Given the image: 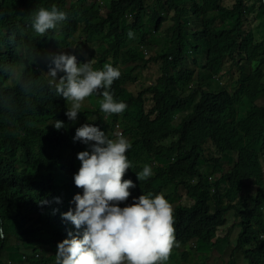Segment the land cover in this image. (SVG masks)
Here are the masks:
<instances>
[{
    "label": "trees",
    "instance_id": "trees-1",
    "mask_svg": "<svg viewBox=\"0 0 264 264\" xmlns=\"http://www.w3.org/2000/svg\"><path fill=\"white\" fill-rule=\"evenodd\" d=\"M52 6L67 19L39 35L32 18ZM248 15L264 27V0H0V264H56L58 243L82 233L62 218L74 210L73 197L83 194L73 177L86 145L73 137L84 124L101 130L115 122L130 143L123 179L135 185L120 207L140 195L169 201L167 188L183 185L193 202L174 204L178 244H215L232 212L241 230L229 264H264V40L255 39ZM61 35L64 43H56ZM162 35L166 42L155 50ZM107 37L114 39L110 46ZM87 45L97 52L94 70L105 64L120 70L109 91L127 108L106 114L102 95L94 93L92 108L69 121L68 100L49 83L51 57ZM188 59L197 70L188 68ZM226 61L227 74L237 70L232 88L220 83ZM149 62L159 65L161 79L133 92L127 84ZM178 107L184 112L176 119ZM57 120L64 127L56 129ZM224 162L232 163L223 169ZM145 165L153 174L138 180ZM217 169L219 178L209 181L207 174Z\"/></svg>",
    "mask_w": 264,
    "mask_h": 264
},
{
    "label": "clouds",
    "instance_id": "clouds-1",
    "mask_svg": "<svg viewBox=\"0 0 264 264\" xmlns=\"http://www.w3.org/2000/svg\"><path fill=\"white\" fill-rule=\"evenodd\" d=\"M66 19L67 14L56 6L50 10L41 7L35 12L31 27L37 34L44 35ZM128 36L132 38L133 33L130 31ZM59 73L63 75L57 79ZM48 74L55 92L68 100L70 108L65 114L69 121L78 119L82 103L94 93L102 95L100 109L106 114H119L127 108L124 102L115 101L109 91L113 81L121 75L111 64L94 70L91 60L78 63L75 55L60 53L51 57ZM54 127L61 129L63 122L57 120ZM101 130L84 124L75 131L73 140L86 145L85 151L77 153L81 163L73 177L75 186L81 188L83 194L73 197L74 210L69 209L62 218L70 221L76 230H83L79 235L69 233L71 238L58 243L56 264H165L172 249H176L175 244L180 245L175 237L172 201L162 194L154 198L140 195L130 205L120 207L119 204L130 197L129 189L135 187L132 180L123 179L130 169L126 156L130 143L118 122ZM152 174L151 167L145 165L136 176L143 180ZM208 178L212 180V176ZM195 181L190 179L191 183ZM55 200L60 202L59 198ZM260 237L264 238V233Z\"/></svg>",
    "mask_w": 264,
    "mask_h": 264
},
{
    "label": "rangeland",
    "instance_id": "rangeland-1",
    "mask_svg": "<svg viewBox=\"0 0 264 264\" xmlns=\"http://www.w3.org/2000/svg\"><path fill=\"white\" fill-rule=\"evenodd\" d=\"M68 1H72V0H68ZM105 5H107L109 3L110 0H102ZM154 0H148L149 3H152ZM233 2V0H222V3L225 5H230ZM92 2H89L88 4H91ZM249 20V24L251 25L253 31H254V37L256 40H264V27L262 25H260V22L258 21V19L253 18L251 15L247 16ZM149 24L147 22V20H145V25ZM75 38L77 39V42L80 39V35L77 33L75 35ZM66 38L61 35V36H57L54 38V41L56 43L59 44H63L64 40ZM114 41L113 37H107L105 38V44L110 46V44ZM165 38L164 36H160L159 40H154V48L155 50L160 49L161 47L164 46L165 44ZM68 54H73L76 56L77 58V62L78 63H86L88 61H92V67H93V63L96 61V56H97V52L95 51V47L94 46H90L87 45V47L82 46L81 49L79 48V51L75 53V49L74 47H70L69 49H66ZM149 52L145 51V56L148 57L149 56ZM189 60V59H188ZM202 60V59H201ZM200 59H198L199 62H202ZM228 62L226 61L224 63L223 66V71H222V77L220 78V83L223 86H227L229 88L233 87V79L236 76L237 70L235 69V67H231V71L233 73L232 74H227V70H228ZM187 64L188 68H193L195 70H197L198 66L195 65L193 63L192 60H189ZM263 71H264V65L262 66ZM225 72V73H224ZM136 81L134 83L131 84H127V87L132 90L133 92L138 91L139 89H141V87H144L145 85L151 83V82H155L157 80L161 79V73H160V69H159V65L157 63L154 62H149L145 67H143L142 69H139L136 71ZM214 83H211V86H213ZM199 93H195V98H198ZM90 100L87 98L85 99V101L82 103V107L81 110H84L86 107L91 109V103L89 102ZM70 102V101H69ZM151 102L147 101L145 103V108H149ZM70 106H71V102H70ZM183 109L182 107H178L177 109H175V116L176 119H178V116L183 114ZM258 146V144H257ZM257 146H255L254 148L257 149ZM264 150V148H263ZM261 160H262V167H263V171H264V154L263 156H261ZM232 162H224L222 164V168H227L229 166V164H231ZM207 165L204 163L200 164V169L201 171H204V169H206ZM220 172L219 170H215L212 174L208 173L207 177H211L212 176V180L218 179L220 176ZM206 177V178H207ZM209 179V178H208ZM263 180H264V174H263ZM223 188L225 187L224 185H222ZM245 189L249 190V192H254L256 189V186L253 184H250L249 182L245 183ZM169 192L172 193L173 197L171 199L172 201V206L174 207L175 202H180L186 205H190L193 201L191 200L192 198H189L188 194L185 191V188L183 185H178V188L176 189L175 192L174 191V185H170L168 187ZM247 203L249 205H251V201H247ZM241 228L238 224V219L236 220L233 215L232 212L227 214V220H226V224L221 227L218 231H217V237H218V241L213 244V245H201V244H195L194 241L193 243H191L190 246H180L175 244L174 247H176L175 250L172 249L171 255L169 257V259L165 262V264H229V261L231 259L230 253L231 250L234 246V243L237 239L238 233L240 232ZM173 247V248H174ZM184 249L186 251V253L184 254V256H182V250ZM23 250H25V252H30L32 251V249L30 247H22ZM180 250L178 252V250ZM242 264H246L243 260L241 261Z\"/></svg>",
    "mask_w": 264,
    "mask_h": 264
}]
</instances>
